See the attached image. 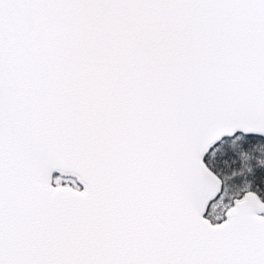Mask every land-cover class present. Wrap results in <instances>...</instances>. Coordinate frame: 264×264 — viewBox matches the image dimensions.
<instances>
[{"label":"snow or ice","instance_id":"1","mask_svg":"<svg viewBox=\"0 0 264 264\" xmlns=\"http://www.w3.org/2000/svg\"><path fill=\"white\" fill-rule=\"evenodd\" d=\"M0 264H264V0H0Z\"/></svg>","mask_w":264,"mask_h":264}]
</instances>
